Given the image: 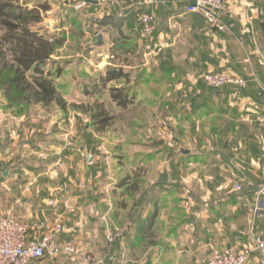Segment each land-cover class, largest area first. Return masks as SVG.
<instances>
[{
	"label": "crops",
	"instance_id": "obj_1",
	"mask_svg": "<svg viewBox=\"0 0 264 264\" xmlns=\"http://www.w3.org/2000/svg\"><path fill=\"white\" fill-rule=\"evenodd\" d=\"M70 1L75 0H65ZM88 1L86 16L106 44L97 46V51L106 48L109 56V61L100 59L96 68H121L125 77L120 81L135 83L131 94L136 100H144L145 85L152 79L167 77L173 85L157 98L162 102L155 104L173 99L166 105L185 116L188 145L199 149L185 155L189 170L181 178L188 180L186 187L156 186L141 193L130 215L119 216V206L127 208L126 202H112L107 209L97 210L76 188L62 201L51 195L48 202L56 199V206L47 202L48 213L36 211L35 217L63 221L65 232L60 241L77 246L78 256L73 259L81 264L84 258L109 254L111 264H150L149 259L155 264H206L215 251H243L257 240L264 241V197L257 198L253 184L237 192L235 180L230 181L234 177L255 179L260 176L258 170L264 169L263 1L225 0L227 29L217 32L208 30L200 14L186 13L191 0ZM142 12L156 18L152 38L143 35L138 21ZM138 55L143 63L132 64L129 60ZM221 69L244 78L246 86L211 90L202 76ZM2 115L0 108V179L5 178L7 164L1 157L7 143L12 146L11 158L20 153L24 160L39 149L37 140L47 133L45 126L33 122V112L13 117L11 131L2 127ZM209 146L235 148L238 153L201 152ZM8 169L12 176L20 171L16 164ZM43 174L34 171L31 179H42ZM73 198L77 202L71 207L68 203ZM256 199L263 202L260 211ZM103 227L107 235L115 236L113 242L106 241L105 250L98 237ZM149 252H153L151 258ZM247 264H260L259 255L254 254Z\"/></svg>",
	"mask_w": 264,
	"mask_h": 264
},
{
	"label": "rangeland",
	"instance_id": "obj_2",
	"mask_svg": "<svg viewBox=\"0 0 264 264\" xmlns=\"http://www.w3.org/2000/svg\"><path fill=\"white\" fill-rule=\"evenodd\" d=\"M27 1L30 2L31 7L48 3L50 10L44 12V20L39 27L49 36L64 38V44L57 50L52 61L55 62L56 67L60 65L63 68L55 81L68 107L63 111L56 105L43 107L31 104L11 109L7 107L5 97L0 96V108L4 114L1 117L2 127L5 131H11L10 129L13 128V117L18 115L22 117L33 112V122L39 127L45 126L47 132L37 140V144L42 146L37 145L39 149L24 160H20L22 158L20 153L12 159L10 156L12 146L10 143L4 146L1 159L3 158L7 167L4 169L5 178L0 179V215H12L19 220L34 224L41 220V217H35L36 211L44 210L48 213V205H50L48 201L51 195H56V198L62 201L76 188L82 190L84 198L95 205V209H107L112 202L118 205L126 202L127 208L119 206V216L125 212L130 215L141 193H148L156 186L186 187L188 180L182 179L181 174L188 172L189 164L180 150L183 148L192 153V151L198 152L199 148L188 145L189 129L184 122L185 116H178L176 110L173 111L170 105H166L172 98L170 97L163 105L155 104L162 102L157 98L164 90L171 89L173 83L162 76L152 79L148 85L144 84L146 94L144 100L138 99L127 106L120 105L112 100L110 90L112 88L126 90L133 88L135 83L115 80L102 88L104 85L101 77L108 68L104 66L99 70L96 65L100 59L109 61V56L106 48L97 51V46L106 44H103V41L101 45L97 44L98 29L93 25L92 19L86 16L89 1L86 0L85 6L80 9L76 6L81 0L68 3L65 0ZM262 1L264 5V0ZM132 57L129 60L132 64L143 63L139 55ZM120 59L124 60V57L120 56ZM86 87L92 92L95 91L93 95L85 94ZM96 88L99 90H94ZM96 100L105 103L113 117L111 123L102 131L96 130L89 115L72 106V104H89ZM6 150H9V158ZM200 150L207 154L238 153L237 149L226 147L209 146ZM89 156H92V162H89ZM12 164H16L20 170L17 175L12 176L11 170L8 169ZM193 165L191 164L190 167ZM199 168L196 170H202ZM261 170L263 171L258 170L259 177L255 172L252 173L256 176L255 179L234 177L235 179L230 181L235 180V186L241 185V191L253 185L257 188L264 183V169ZM34 171L44 173L42 179H31ZM126 188L128 192L124 193ZM257 198L261 197L257 195ZM255 203H257L256 209L260 211L262 200L256 199ZM50 212L54 216L55 211ZM161 226L156 229L162 230ZM105 229L106 227H103L98 233L101 239L100 245L104 250L107 246L106 241L115 238L112 234L107 235ZM252 245L253 243L250 247ZM152 253L149 252V258ZM95 259H104V263L108 264L112 256L109 254ZM148 263L154 262L149 259ZM30 264L81 263L73 257L60 256L54 260H35Z\"/></svg>",
	"mask_w": 264,
	"mask_h": 264
},
{
	"label": "trees",
	"instance_id": "obj_3",
	"mask_svg": "<svg viewBox=\"0 0 264 264\" xmlns=\"http://www.w3.org/2000/svg\"><path fill=\"white\" fill-rule=\"evenodd\" d=\"M49 10L48 3L31 7L27 0H0V94L5 97L8 108L38 104L43 107L56 105L63 111L67 110V102L55 81L63 68L60 65L56 67L52 61L64 44V38L49 36L39 27L44 20V12ZM124 77L121 68H109L101 77L102 88ZM224 88L210 89L220 91ZM94 92L85 88L86 95L91 96ZM110 93L112 100L120 105L127 106L136 101L131 88H112ZM72 106L89 115L97 131L104 130L113 119L106 104L99 100Z\"/></svg>",
	"mask_w": 264,
	"mask_h": 264
},
{
	"label": "built area",
	"instance_id": "obj_4",
	"mask_svg": "<svg viewBox=\"0 0 264 264\" xmlns=\"http://www.w3.org/2000/svg\"><path fill=\"white\" fill-rule=\"evenodd\" d=\"M86 0L77 4L80 9ZM227 10L225 0H191L186 13L200 14L210 32L225 31L227 24L223 14ZM143 35L151 37L156 31V18L153 13L142 12L138 16ZM202 80L209 88L221 89L226 86L244 88L246 80L227 69L207 72ZM242 186L236 185L235 191H241ZM257 195L264 196V183L257 187ZM50 205L56 206L57 200L51 199ZM65 232L63 221L50 222L38 220L34 224L19 220L12 215H0V264H30L38 259L54 260L60 256H78V248L72 242L62 243L60 236ZM114 238H109L113 241ZM254 254L259 255V263L264 264V241L257 240L243 251L222 250L211 254L206 264H247ZM83 264H106L104 259L92 257L83 259Z\"/></svg>",
	"mask_w": 264,
	"mask_h": 264
},
{
	"label": "water",
	"instance_id": "obj_5",
	"mask_svg": "<svg viewBox=\"0 0 264 264\" xmlns=\"http://www.w3.org/2000/svg\"><path fill=\"white\" fill-rule=\"evenodd\" d=\"M98 42H97V44L98 45H101V43H102V41H103V36L101 35V34H99L98 35ZM180 153H182V154H184V155H189V154H191V151L190 150H185V149H181L180 150ZM89 158V162H92L93 161V158H92V156H89L88 157ZM5 175H6V173H5ZM76 202H77V200L76 199H71L70 201H69V203H68V205L69 206H75V204H76ZM108 264H111V263H108Z\"/></svg>",
	"mask_w": 264,
	"mask_h": 264
}]
</instances>
